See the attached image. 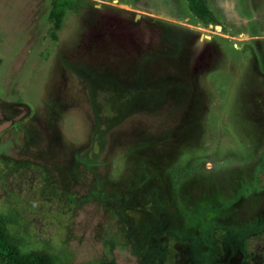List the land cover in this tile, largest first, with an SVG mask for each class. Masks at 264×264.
I'll list each match as a JSON object with an SVG mask.
<instances>
[{"label":"rangeland","instance_id":"rangeland-1","mask_svg":"<svg viewBox=\"0 0 264 264\" xmlns=\"http://www.w3.org/2000/svg\"><path fill=\"white\" fill-rule=\"evenodd\" d=\"M250 1L0 0V214L25 246L59 264H264Z\"/></svg>","mask_w":264,"mask_h":264},{"label":"trees","instance_id":"trees-1","mask_svg":"<svg viewBox=\"0 0 264 264\" xmlns=\"http://www.w3.org/2000/svg\"><path fill=\"white\" fill-rule=\"evenodd\" d=\"M9 222L10 219L7 216L0 214V264L60 263L59 256L47 248L25 246L12 233Z\"/></svg>","mask_w":264,"mask_h":264},{"label":"flooded vegetation","instance_id":"flooded-vegetation-1","mask_svg":"<svg viewBox=\"0 0 264 264\" xmlns=\"http://www.w3.org/2000/svg\"><path fill=\"white\" fill-rule=\"evenodd\" d=\"M249 3H250V10L252 11V13L249 14L248 16H244L243 18H244V20H245V22H246V24L248 26H252V25L255 24V25H257L258 32L262 33L261 30L258 27L259 23L256 20V15L253 14L254 13V7H253L254 6V1L251 0ZM191 31H193V30H191ZM250 38H253V40H251V41L249 40V42H248L249 47L251 48L252 52L259 53L256 41H259L258 39H264V35H262V34H258V35L252 34V36ZM190 42H191V40L188 39V38H185V42L184 41L181 42V44L183 43L182 44V50L179 52V55H178L180 57V59L181 58H185L187 56V53L190 51L189 49H190L191 44H192ZM159 79L160 78H156L155 80H159ZM182 79H184V78H182ZM161 81L162 82L165 81L167 83L171 82V80L169 78H163V79H161ZM178 95H181V93L180 92L177 93V96Z\"/></svg>","mask_w":264,"mask_h":264}]
</instances>
